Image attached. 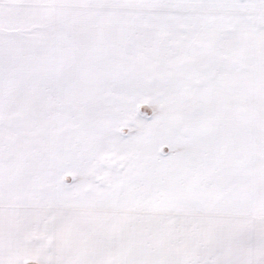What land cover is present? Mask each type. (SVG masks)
Listing matches in <instances>:
<instances>
[{"label":"snow or ice","instance_id":"6c2138e0","mask_svg":"<svg viewBox=\"0 0 264 264\" xmlns=\"http://www.w3.org/2000/svg\"><path fill=\"white\" fill-rule=\"evenodd\" d=\"M0 264H264V0H0Z\"/></svg>","mask_w":264,"mask_h":264}]
</instances>
